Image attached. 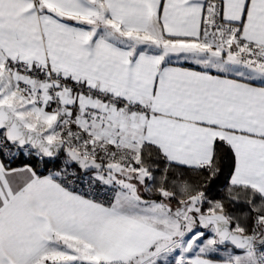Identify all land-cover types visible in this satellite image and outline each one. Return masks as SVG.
<instances>
[{"label":"snow or ice","instance_id":"6c2138e0","mask_svg":"<svg viewBox=\"0 0 264 264\" xmlns=\"http://www.w3.org/2000/svg\"><path fill=\"white\" fill-rule=\"evenodd\" d=\"M0 264H264V0H0Z\"/></svg>","mask_w":264,"mask_h":264}]
</instances>
